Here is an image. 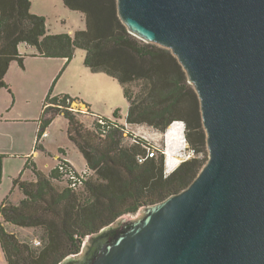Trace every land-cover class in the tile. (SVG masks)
<instances>
[{"label": "trees", "instance_id": "trees-1", "mask_svg": "<svg viewBox=\"0 0 264 264\" xmlns=\"http://www.w3.org/2000/svg\"><path fill=\"white\" fill-rule=\"evenodd\" d=\"M63 1L84 15V29L49 33L47 18L31 11V0H0V87L11 91L5 75L12 61L24 66L20 45L35 47L40 57L66 58V63L81 48L86 51L87 67L114 77L123 87L129 102L127 124L119 121L118 108L110 118L89 108L85 113L72 107L78 98L64 93L53 96L52 87L48 90L35 149L51 155L40 138L62 114L68 120L70 141L82 153L87 168L82 181L72 186L68 175L78 171L62 157L64 148H59L56 164L47 170L33 159L26 161L24 170L32 176L24 178L22 170L10 191V195L15 190L20 193L19 201L8 196L0 204V244L7 264H59L76 256L86 237L184 190L209 159L198 92L171 50L130 33L118 14L117 0ZM82 113L93 117L90 126L80 118ZM175 121H183L188 151L194 153L167 173L165 155L156 156L157 148L128 126L164 130ZM4 157L0 154V183ZM62 178L66 186L56 182ZM29 227L41 230L40 244L17 236L16 229Z\"/></svg>", "mask_w": 264, "mask_h": 264}, {"label": "water", "instance_id": "water-1", "mask_svg": "<svg viewBox=\"0 0 264 264\" xmlns=\"http://www.w3.org/2000/svg\"><path fill=\"white\" fill-rule=\"evenodd\" d=\"M117 5L130 33L184 67L209 159L184 190L91 234L59 264H264V0Z\"/></svg>", "mask_w": 264, "mask_h": 264}, {"label": "rangeland", "instance_id": "rangeland-1", "mask_svg": "<svg viewBox=\"0 0 264 264\" xmlns=\"http://www.w3.org/2000/svg\"><path fill=\"white\" fill-rule=\"evenodd\" d=\"M32 1L34 3L32 7L34 11H31L38 13L39 15H43L47 18V28L49 33L73 34L80 29H84L87 25L82 13L79 11L71 10L68 6L65 5L63 0ZM84 56L85 51L83 49H77L75 52V57L72 58L71 67L69 66L66 68H64V65H62L60 68L58 66L59 60L63 59L45 57L29 59L30 69L28 72V76L24 80H21L20 78H15L14 81L16 86L15 94H17V103L14 106L13 111L17 110L18 108H23L27 111L34 110L37 117L40 118L44 99L48 90L52 87L51 93L53 94V96H57L64 93L69 94L70 97L76 99L78 98V96H80V94H84L89 98L100 100L98 104H101L103 106L102 113L106 114L104 116L112 117L113 111H110V109L107 108L111 105L108 102H105L107 101L105 100V97H107L106 99L112 100L114 103H117L119 105V107H117L121 115L119 121H121L122 123H126L125 114L129 106L123 96V89L121 87V84L116 79L114 80V86L106 87L105 83L102 82L101 79H98V76L96 75L97 73L91 68L86 67L83 62ZM39 65H42L43 68H46L48 70V73L53 68L54 78L49 84V87L45 88L43 86L41 75L38 71V69L40 68ZM109 89L111 91H109ZM108 91L110 93L106 94L108 93ZM104 103L107 105H105ZM121 103L122 105L120 106ZM72 107L76 110H80L85 113L88 112L87 108L78 101L74 102ZM85 113H82V115H80V118L83 120L85 126L88 127L91 125V123H93V117ZM67 122V119L62 114L58 115L55 120L51 122L48 128L50 136L45 138V142L51 148H58L60 146L66 148L69 153L68 158L72 162V164L77 168L76 170H78V172H84V158L82 156V153H80V151L70 141V138L67 134ZM30 124H36V121L29 123V125ZM173 125L174 124L170 125L167 129L164 130H158L150 127L149 125H138L135 126L134 130L133 128L131 129L135 135L141 137L145 135L149 137V142H151L153 146L157 148L155 149L157 150L156 156H159L161 153L165 155V163H167L168 158H177L176 164L169 166V171L171 169L174 170L181 162L187 160L193 154L191 151H188V143L183 145L184 140L182 130L178 129L177 131L174 128V135L176 136H169L170 127H172ZM48 130L46 129L47 132ZM201 156L202 155H200V157ZM38 160L39 165L43 170H47L49 166L56 164L55 160H51V158L47 155H41ZM30 173L31 172L29 171L26 175L30 176ZM56 182L60 186L67 185V182L63 178L60 180L58 179ZM10 197H13L11 198V200L14 198H20V193L15 190L14 193L10 195ZM141 210L142 207L136 214L124 215L120 218V220L124 217H130L131 219H133L138 216ZM16 230H19L18 233L16 232V234L20 237V239L39 240L40 236H42L40 229H33L29 227L28 229L18 228ZM2 251L3 250H0V264H3ZM80 253H82V251Z\"/></svg>", "mask_w": 264, "mask_h": 264}, {"label": "crops", "instance_id": "crops-1", "mask_svg": "<svg viewBox=\"0 0 264 264\" xmlns=\"http://www.w3.org/2000/svg\"><path fill=\"white\" fill-rule=\"evenodd\" d=\"M33 4L34 3L32 1V7H33ZM32 7H31V10H33ZM83 17H84V15H83ZM84 19H85V17H84ZM78 49H81V48H78ZM20 50H21V53L25 54L24 66H21V64H19L16 61H12L10 64L9 70H8V72H6V75H5V80L9 84V86L11 87L10 88L11 91H9L7 88H4V86L0 87V154L5 156L3 159L2 180L0 183V204H2V202H4V200L8 196H10V191L12 189V186L14 185V179L20 175L22 170H24L26 161L29 158L35 160V162L38 164V166H40L38 159L41 155H47L48 157L51 158V160H56L59 156V148H64L61 146L58 148H51L45 142V138L50 136L49 130H48V128L50 126L49 125L47 127L48 136L43 138L42 141H43V145L46 148L47 152L51 153V155H48L46 152L36 150L35 144H36V138H37L38 130H39L38 122H39L40 118L37 117L34 110H32V111L28 110L27 111L23 108H18L17 110L13 111L14 106L17 103V94H15L16 86L14 83L15 78H20L21 80H24L28 76V72L30 69L29 59H31V58H43V57L36 55L37 50L35 47L20 45ZM85 55H86V51H85ZM84 57H83V62H84ZM45 58H54V57H45ZM54 59H56V58H54ZM57 59H63V60H59V62H58L59 68L62 65H64V68L69 67V66L71 67V65H72V60L66 63V60H67L66 58L57 57ZM39 67L40 68L38 69V71L40 72L41 79L43 82V86L45 88L49 87V84L51 83V81L54 78L53 68L48 73V70L46 68H43L42 65H39ZM96 73H97L96 75L98 76V79H101L102 82L105 83L106 87L114 86V84H115L114 80H116L114 77L109 76L106 73H102L100 71L96 72ZM122 89H123V87H122ZM109 91H111V90L109 89ZM109 91L106 94H109L110 93ZM123 91H122V93H123ZM123 96H124V94H123ZM106 98L107 97H105V100H107V101H105V102H108L111 105V106L107 107L108 109H110V111H114L117 107H119V105L117 103H114L112 100H109ZM99 101L100 100H95V99L89 98V97L85 96L84 94H80V96H78V102H80L82 105H84L87 109L89 108L93 113H95L97 115L104 116L106 114L102 113L103 106L101 104H98ZM126 101L128 103V106H129V102L127 99H126ZM43 105H44V102H43ZM43 105H42V108H43ZM105 105H107V104H105ZM121 105H122V103L120 104V106ZM128 108H127V111H128ZM127 111L125 114V121H126ZM108 115H111V114H108ZM34 121H36V124H30L29 125V123L34 122ZM123 124H127V123H123ZM36 125H37V127H36ZM135 126H138V125H132L130 127L128 126V128H130V129L133 128V130H134ZM174 128L177 131H178V129L182 130L183 140H184L183 145L186 144L187 141H186L185 133H184V124L182 122H179V124L175 125ZM67 134H68V132H67ZM143 137L147 138L148 140L150 139L149 137H147L145 135H143ZM68 155H69L68 150L66 148H64V155H62V157L67 159V161L75 169H77L72 164V162L69 160ZM86 168L87 167H86V163H85V171H86ZM170 171H173V169H171ZM27 172H29V171L24 170V172H23L24 178H26V177L30 178L32 176V175H30V176L26 175ZM11 198H13V197H11ZM19 199L20 198H16V199L14 198L12 200L14 202H18ZM9 230L12 231V230H14V228L11 227V228H9ZM1 248L2 247L0 244V250H3ZM2 257H3V264H7L4 253H3Z\"/></svg>", "mask_w": 264, "mask_h": 264}, {"label": "built area", "instance_id": "built-area-1", "mask_svg": "<svg viewBox=\"0 0 264 264\" xmlns=\"http://www.w3.org/2000/svg\"><path fill=\"white\" fill-rule=\"evenodd\" d=\"M47 136H48V132L45 130L42 133V137L40 139H43V138H45ZM191 152L194 153V150L192 149ZM153 155H154V153H150V156H153ZM138 160L141 162L142 161V158H139ZM68 176H69V178L72 181V186H75L77 182H81L82 181V178H84L83 172L74 173V171H72V172L69 173ZM34 243L36 245H38V244H40V241L35 240Z\"/></svg>", "mask_w": 264, "mask_h": 264}, {"label": "bare ground", "instance_id": "bare-ground-1", "mask_svg": "<svg viewBox=\"0 0 264 264\" xmlns=\"http://www.w3.org/2000/svg\"><path fill=\"white\" fill-rule=\"evenodd\" d=\"M175 125H177V124H174L172 127H170V135L169 136H172V135H174L175 134V129H174V127H175ZM178 127V126H177ZM176 135H174V137H175ZM174 137H172V138H174ZM170 138V137H169ZM172 159V165H174V164H176V162H177V158L175 159V158H171Z\"/></svg>", "mask_w": 264, "mask_h": 264}, {"label": "clouds", "instance_id": "clouds-1", "mask_svg": "<svg viewBox=\"0 0 264 264\" xmlns=\"http://www.w3.org/2000/svg\"><path fill=\"white\" fill-rule=\"evenodd\" d=\"M172 172V171H171Z\"/></svg>", "mask_w": 264, "mask_h": 264}]
</instances>
